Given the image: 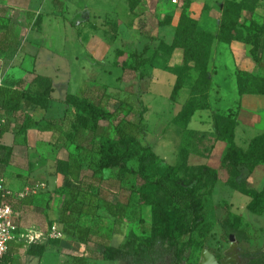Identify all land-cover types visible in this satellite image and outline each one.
Here are the masks:
<instances>
[{"label":"rangeland","instance_id":"1","mask_svg":"<svg viewBox=\"0 0 264 264\" xmlns=\"http://www.w3.org/2000/svg\"><path fill=\"white\" fill-rule=\"evenodd\" d=\"M182 15L189 21L182 23ZM226 18L228 41L221 35ZM0 19L12 23L21 45L0 62V87L18 80V67L33 69L40 54L47 58L37 64L40 73L49 70L57 82L55 102L66 92L88 97L117 111L114 125L125 119L129 127L142 116V145H131L127 164L173 189H195L198 228L187 238L182 264H204L206 253L220 264H264V197L257 212L249 209L264 189V162L240 156L264 135V66L253 58L254 43L261 42L264 62V0H0ZM178 78L182 88L174 94ZM31 79L33 95L48 86ZM2 112L0 102V118ZM111 136L117 138L115 130ZM94 159L73 178L83 180L76 191L87 204L81 223L92 227L91 264H127L99 260L104 244L121 245L130 231H150L155 202L166 210L177 206L156 186L139 190L135 177L118 184L116 170L103 172L111 181L93 178ZM47 257L50 264L62 261L51 249ZM37 260L30 256L28 263Z\"/></svg>","mask_w":264,"mask_h":264},{"label":"trees","instance_id":"2","mask_svg":"<svg viewBox=\"0 0 264 264\" xmlns=\"http://www.w3.org/2000/svg\"><path fill=\"white\" fill-rule=\"evenodd\" d=\"M54 3L63 0H51ZM43 16H37L36 23L40 24ZM0 19V59L10 50H18L21 48L19 37L11 22H2ZM182 23L188 22L187 16L182 15ZM229 22L223 23L221 30L222 37L228 41L231 39ZM181 31V30H180ZM202 34H206L202 32ZM258 35V36H257ZM260 29L255 34V38H260ZM261 42H255L253 48V58L260 65L264 66L262 60ZM34 66V65H33ZM45 79L48 86L39 94L30 93L27 85L29 79ZM182 88L181 81L178 78L174 87V94ZM53 92L52 81L49 78L36 74L35 66L33 69L26 71V76L13 83L12 86H6L0 89V102L2 108L13 115H19V124L16 127L15 134L26 137L28 129L43 124L42 127L54 130L56 134L66 138V142L76 145V153H71L68 160H57V172L62 174L66 180L71 178L80 179L85 164H92V155L94 169L92 177L101 182L111 181V178H104L105 170H116L117 174L115 182L123 184L130 177H135L141 183L140 189L156 186L163 190L176 203L175 208L166 210L160 202H155L153 206L154 222L150 231H130L126 240L119 246H114L107 241L103 246V251L99 260L107 261H124L127 264H182L183 258L187 254L189 241L188 237L198 228L199 206L195 198L194 187L171 188L161 177L147 174L144 169H136L127 164L128 151L131 145H142L139 138L140 134H144L145 130L142 126V116L137 122H133L129 127L125 126L126 120L121 119L116 125L114 120L117 111L98 105L91 101L88 97L67 94L65 103L70 108L65 110L63 117L52 119L44 116L41 120L36 121L31 115L23 112L22 106L29 107L35 105L37 108H46ZM260 94L264 95V82L261 85ZM70 120V113L73 112ZM71 121V128L68 132L64 131L67 120ZM218 127V121L216 122ZM115 130L117 138L111 136V131ZM5 133L4 126L0 136ZM220 137L221 134L219 133ZM232 144L231 150L237 148L233 144L232 136L228 138ZM25 139V144H26ZM125 148V152L119 150V146ZM16 146L6 147L0 145V150H5V158L0 157V162L10 164L14 155ZM145 148L150 150L149 145ZM151 157L155 158L150 152ZM233 157V154H231ZM243 161L247 158L258 156L264 162V135L253 140V148L247 153L240 154ZM113 181V180H112ZM254 201L249 205V209L257 212L259 209V200L264 197V189L255 194ZM189 211V216L186 214ZM87 213V204L77 202L76 200L67 201L61 212L60 222L70 225L73 231H69L85 245L90 244L92 236V227L85 226L81 223V217ZM95 216V214H94ZM45 246L38 244H30L28 253L31 255L42 256ZM11 261L10 252L8 250L2 264H9ZM71 264H88L86 256H73Z\"/></svg>","mask_w":264,"mask_h":264},{"label":"crops","instance_id":"3","mask_svg":"<svg viewBox=\"0 0 264 264\" xmlns=\"http://www.w3.org/2000/svg\"><path fill=\"white\" fill-rule=\"evenodd\" d=\"M6 1L9 5H11V2H14V0ZM11 51H8L5 57L0 59V62H6V57H9ZM48 55L53 56L50 53ZM40 58L45 60L46 56H40L38 54L35 71L36 74L49 78L52 81L53 92L51 100L46 108H37L35 105L25 107L23 105V112L31 115L36 121L41 120L44 116L57 119L63 117L65 110L70 108L64 101L67 94L74 93L66 92L64 97L59 98L57 100L58 102H55L54 92L57 82L50 75L49 70L46 71L48 73H40L39 67H37ZM45 61H47V58ZM18 70L22 72L18 77V80H20L26 76L27 70L24 71V69L19 67ZM67 79L70 82L71 76L69 75ZM6 86L9 85L5 83L0 89ZM73 113L74 109L70 113V120L73 117ZM2 114L3 118L0 119L3 121L5 133L0 136V145L16 147L10 164L0 162V176L6 179L9 187L14 191H20L25 186L37 180L44 181L47 184L46 189L41 190L37 195H31L23 199L15 206L20 212V217L16 220L17 229L15 230L14 238L9 244L11 258L9 264H21L24 256H26V264H31L28 263L30 256L38 259L36 264H50L47 257L50 249L53 251V254H59L62 258L59 264H71L73 256H86L88 258V264L93 263L96 260L91 257V248L89 245L80 242L71 232L70 234L73 238H66L69 234L67 232L73 231L74 228L66 223L56 222V225L65 231V234L61 238H55L52 234V227L50 229L48 228L51 220L56 217L60 218V212L67 201L76 200L77 202H83L80 200L76 191V185L81 184L80 182L83 180H73V178L66 180L62 174L57 172V160H68L70 154L74 153L76 145L66 142V138L56 134L54 130L43 128L42 123L28 129L26 137L16 135L15 130L20 121L18 118L19 115H13L4 109ZM70 120L68 119L65 124L64 131L66 132H68V123L70 122L71 124ZM25 139L27 141L26 144ZM5 152V150H0V157L2 159L5 158ZM66 230L69 231L66 232ZM115 238L112 237V241ZM30 244L45 246L43 255L36 256L29 254L28 248ZM112 245L119 246V244L113 243ZM75 248L80 250L79 254L71 253L72 249Z\"/></svg>","mask_w":264,"mask_h":264},{"label":"built area","instance_id":"4","mask_svg":"<svg viewBox=\"0 0 264 264\" xmlns=\"http://www.w3.org/2000/svg\"><path fill=\"white\" fill-rule=\"evenodd\" d=\"M2 130L3 121L0 119V135ZM46 188V182L37 180L20 191H14L9 187L6 179L0 176V264L3 263L17 229L16 220L20 217V212L15 208L16 204L31 195H37ZM52 234L55 238H61L65 231L55 224L52 226Z\"/></svg>","mask_w":264,"mask_h":264},{"label":"water","instance_id":"5","mask_svg":"<svg viewBox=\"0 0 264 264\" xmlns=\"http://www.w3.org/2000/svg\"><path fill=\"white\" fill-rule=\"evenodd\" d=\"M204 264H220L217 258L211 254V253H206L205 254V263ZM229 264H236V263H229Z\"/></svg>","mask_w":264,"mask_h":264}]
</instances>
